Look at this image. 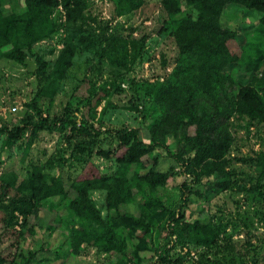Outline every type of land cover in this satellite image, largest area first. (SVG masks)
Listing matches in <instances>:
<instances>
[{"label":"trees","instance_id":"1","mask_svg":"<svg viewBox=\"0 0 264 264\" xmlns=\"http://www.w3.org/2000/svg\"><path fill=\"white\" fill-rule=\"evenodd\" d=\"M113 2L116 13L123 15L138 9L143 0ZM162 2L170 17L180 14L183 3L188 11L173 32L177 55L168 76L156 81L135 78L129 81L135 99L142 97L150 102L145 110V116L152 120L148 126L149 142L143 141L139 132L132 128L110 133V138L116 141L113 155L118 170L115 177L100 174L92 163H88V167L75 179L51 177L52 183H48V177L37 168L30 178L18 185L13 171L0 173L3 193L0 197L4 200L12 190L15 191L9 199V206L23 215L22 226L29 235L33 234V226L26 227L28 214L38 215L44 200L59 196L67 200L71 211L64 224L69 226L68 244L73 253H78L81 245L89 244L101 252L118 256L116 264H143L141 252L153 234L155 221L164 222L166 241L162 243L161 253L156 256L157 262L152 264L171 262L176 246L182 247L186 243L209 246L213 242L214 232L210 225L198 220L186 221L181 211L187 209L192 198H204L206 201L209 200L208 193L220 194L231 187L226 156L235 141V133L244 131L250 134L254 125L264 123V68L258 61L243 60L249 47L246 32L255 26L264 28V0ZM8 7L0 1V60L6 59L23 66L26 59L32 57L38 88L32 100L25 104L32 115L23 118L20 125L0 127V134L6 135L5 146H14L26 132H29L27 146H30L40 131L60 132L71 122L43 116L42 106L37 101L46 100L49 105L54 101L59 83L78 50L98 46L99 58L119 77L132 73L143 58L146 35L131 40L116 34L103 35L96 40L84 38L81 27L73 26L63 39L65 46L50 62L45 55H52L54 48L33 50L39 43L51 40L56 33L53 12L61 7L68 23L82 21L86 10L84 1L24 0V11L21 13ZM235 8L244 10V24L223 21L225 11L229 9V13ZM251 11L257 15L253 25L249 21L251 17L248 13ZM244 78L246 81L242 82ZM83 80L74 86L71 96L84 107L85 120L92 122L95 109L109 93L91 81ZM70 102L66 104L68 111ZM73 129L91 135L87 128H78L74 122ZM88 145L89 142L82 141L74 149L82 150ZM258 163L260 173L264 174L260 158ZM131 166H134L132 177L120 174ZM178 176L182 181L176 187L177 193L166 197L168 181ZM143 186L162 194L166 201L165 204L161 198H154L151 204H147L149 210L143 216L147 221L135 219L122 210V206L133 198V192H141ZM95 191L103 193L102 205L112 212L104 218L91 199V193ZM255 191L264 201V190L258 184ZM172 200L178 201L174 202L176 209L169 205ZM118 230H128L135 236L137 244L134 250L127 247ZM139 230L141 233L137 234ZM216 230L217 233H224L225 227L219 225ZM17 235L25 237L21 231ZM18 254L21 264H34L35 252L29 251L27 256ZM254 263L257 264L256 261ZM0 264H14V259H8L0 251ZM239 264H245L244 259L240 258Z\"/></svg>","mask_w":264,"mask_h":264},{"label":"rangeland","instance_id":"2","mask_svg":"<svg viewBox=\"0 0 264 264\" xmlns=\"http://www.w3.org/2000/svg\"><path fill=\"white\" fill-rule=\"evenodd\" d=\"M0 1L8 5V9L12 7L16 13L24 11V0ZM83 1L86 5L84 19L68 23L64 10L58 7L53 12L56 33L51 40L36 45L33 51L54 48L52 55H45L47 60L54 61L65 46L63 39L70 27L75 26L81 27L83 37L88 39L97 40L103 35L116 34L131 40L146 35L143 58L132 73L119 77L99 58L98 46H94L95 49L78 50L74 54L71 65L59 83L54 101L50 105L46 100L37 101L42 106L43 116L63 118L71 122L60 132L40 131L30 146H27L29 132L14 146H5L6 135L0 134V173L13 171L17 176V185L30 178L35 168L42 170V175L48 177V183H52L51 177L73 180L88 167V163H92L100 174L115 177L118 170L113 155L116 141L110 138V133L117 129L132 128L139 132L143 141L149 142L148 126L152 120L145 116V110L150 102L142 97L135 99L129 81L132 78L156 81L168 76L177 55L173 32L185 17L188 7L183 3L180 14L170 17L163 8L162 0H143L138 9L118 15L113 0ZM228 11L229 9L223 15L224 22L244 24L246 17L243 9L235 8L227 13ZM248 14L251 17L250 25H253L257 19L256 12ZM245 35L249 47L243 60L258 61L260 67L264 68V28L255 26ZM35 71L36 65L32 57L27 58L23 66L6 59L0 60V127L12 128L20 125L27 115H32L25 104L32 100L38 88ZM83 79L109 93L95 109L92 122L85 120L84 107L71 96L74 86L82 83ZM68 101H71L69 111L66 109ZM73 122L78 128H87L91 135L77 132L73 129ZM82 141L89 142V145L82 150H75L74 147ZM226 157V170L232 178L231 187L220 194L208 193L209 200L206 201L204 198H192L187 209L181 211L186 221L198 220L210 225L214 232L213 242L209 246L190 243L182 247L176 246L171 262L166 264H239L240 258L244 259L245 264H255L254 261L264 264V201L255 191L256 184L264 190V174L260 173L261 166L258 163L260 158L264 164V123L254 125L250 134L244 131L235 133V141ZM169 163L173 164L170 159ZM133 168L131 166L120 174L130 178ZM181 181L180 176L170 179L167 183L168 192L164 195L173 197ZM14 192L12 190L4 200L0 197V251L8 259L13 257L14 264H21L18 253L27 256L29 251L35 252L34 264L117 263L118 256L101 252L89 244L81 245L78 253L72 252L68 244L69 226L64 224L71 211L67 200L59 196L44 200L38 215L28 214L26 227L33 226V234L29 235L22 226L23 215L9 206V199ZM2 194L0 188V195ZM154 198L164 200L162 194L143 186L141 192H133V198L122 206V210L135 219L147 221L143 216L149 210L147 204H151ZM91 199L103 218L112 213L102 205V192H92ZM174 202L178 201L172 200L169 205L176 209ZM164 203L166 204L165 200ZM219 225H224V233H217L216 227ZM163 228V221L153 223V234L149 237L145 250L141 252L143 264L157 262L156 256L161 253L162 243L166 241ZM19 231L24 233V238L17 235ZM117 233L125 239L129 249H135L137 239L134 235L128 230H118ZM139 233L140 230L137 234Z\"/></svg>","mask_w":264,"mask_h":264}]
</instances>
